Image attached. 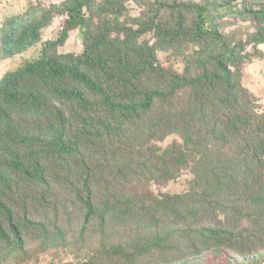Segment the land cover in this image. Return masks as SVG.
I'll list each match as a JSON object with an SVG mask.
<instances>
[{"label":"trees","instance_id":"trees-1","mask_svg":"<svg viewBox=\"0 0 264 264\" xmlns=\"http://www.w3.org/2000/svg\"><path fill=\"white\" fill-rule=\"evenodd\" d=\"M4 3L0 264H264V0Z\"/></svg>","mask_w":264,"mask_h":264},{"label":"rangeland","instance_id":"rangeland-1","mask_svg":"<svg viewBox=\"0 0 264 264\" xmlns=\"http://www.w3.org/2000/svg\"><path fill=\"white\" fill-rule=\"evenodd\" d=\"M15 2L14 5L24 3V0H5L4 4ZM18 6V5H17ZM8 8V7H7ZM38 48L33 47L28 51L19 54L12 59L4 61L0 64V75L7 69L15 68L22 64L25 59H30L38 55ZM246 85L253 90L257 96H261L264 91V60H257L254 65L248 68V75L246 76ZM186 186L185 177H182L178 182L172 183L165 190L180 191Z\"/></svg>","mask_w":264,"mask_h":264}]
</instances>
